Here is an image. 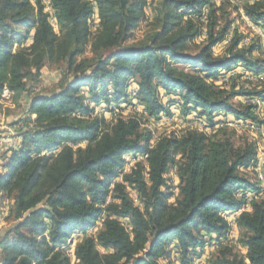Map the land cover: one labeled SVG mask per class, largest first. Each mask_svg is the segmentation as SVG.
Instances as JSON below:
<instances>
[{
  "label": "trees",
  "instance_id": "1",
  "mask_svg": "<svg viewBox=\"0 0 264 264\" xmlns=\"http://www.w3.org/2000/svg\"><path fill=\"white\" fill-rule=\"evenodd\" d=\"M241 1L243 15L264 33V0ZM50 4L55 25L42 0H0V95L6 87L13 101L26 103L12 124L19 144L1 154L0 193L12 204L0 231V264H161L173 254L177 264H196L213 243L205 264H264V199L227 218L261 189L242 171L254 165L256 144L236 145L234 128L216 127L220 116L260 121L242 100L264 90L236 86L240 74L229 78L230 89L216 84L236 68L264 73L260 40L243 46L232 29L239 5L152 0V28L129 42L146 0ZM88 45L93 56L79 58ZM48 62L64 65L56 91L29 98ZM101 104L120 112L107 120L95 112ZM122 104L133 108L126 116ZM174 106L211 132L187 129L153 140L142 117H168ZM136 156L144 158L125 171ZM171 168L176 194L167 184ZM233 226L245 254L227 242ZM80 234L72 263L64 248Z\"/></svg>",
  "mask_w": 264,
  "mask_h": 264
},
{
  "label": "rangeland",
  "instance_id": "2",
  "mask_svg": "<svg viewBox=\"0 0 264 264\" xmlns=\"http://www.w3.org/2000/svg\"><path fill=\"white\" fill-rule=\"evenodd\" d=\"M31 1L33 2V0H31ZM146 1H147V6L145 8V17L140 21L138 28L134 32L133 38L129 42L142 39L146 35V33L152 28V26L149 23L152 19V13H151L152 0H146ZM220 1L221 0H216V3L219 4ZM230 1L234 4H238L240 7V10L237 13H234L232 15L235 18L234 26L232 27V29L235 27L237 29L238 33L243 35L241 45L244 46V45H246L252 41L259 39L263 45V50H264V33L261 31V28L255 26L254 24L249 22L248 19L243 15V12L241 10V5H242L241 0H230ZM42 2L45 6V9H47V0H42ZM48 2L50 3V0H48ZM49 5H50L49 6V8H50L51 4H49ZM50 17L51 16L49 14V21L51 22V24L55 25L56 22H54ZM97 22H98V20H97L96 16H95V18L93 16L91 18V21H90L92 28L96 27ZM29 26H31V25H28L26 27H20L21 32L23 33L26 28H30ZM228 37H231V33L229 34ZM228 37H227V39H228ZM226 43H227V40L224 41L223 43L218 44L214 48V53L217 55L222 54V52L226 48ZM16 47L17 46L14 45V49ZM256 55H258V54L256 53ZM92 56H93V54L90 50V46L88 45L85 49V52L79 58H91ZM261 56L264 57V54ZM241 70H242L241 68H236L235 70H232L229 72H236V71L240 72ZM63 71H64V65L62 63H54V62L46 63L41 70V75H40L38 83L36 84V88H35V90H32L30 92L29 98L35 94H50V93L56 91L57 86L59 85V82L62 79ZM225 74H226V72H224L223 74H221L219 76V78H222V82L221 83L216 82V84L220 85V84L226 83L225 84L226 89H230L232 86V84H231L232 82L229 81V78H231L233 76L235 77L238 74H240L241 76L236 77L234 80L236 82V86H243L246 88H255L256 90H264V74L263 73L258 76V80H254V75H252L248 72L229 74L227 76H225ZM70 76H71V73L67 77H70ZM246 80L252 81V83L247 82ZM252 97L254 99L257 97L264 99V94L262 96H252ZM252 97H248V100L251 99ZM234 101L239 102V101H241V98L236 97L234 99ZM242 102L247 103V104H251L249 101H248L249 103L244 101V100H242ZM0 104H1L0 105V115L1 116L3 115L5 117L8 115H12L13 118H15V116H20V113L22 111H24L25 106H26L25 100H20L18 102V101H13V98H11L10 102H0ZM12 105H13V107H11ZM121 106L124 108L122 110V113L124 116H126L127 114H129L133 110V108L131 106H125V104H122ZM110 108L113 109V108H115V106L113 105ZM135 108H136V111H138V112H141V110H142V108L139 106H136ZM118 109H115L114 112L111 113V112L107 111L105 105L101 104L100 106L95 108V112L103 113L107 120H111L115 114L120 112V110H118ZM172 113L173 114L168 116V117L159 119V121L160 120L164 121V122H160V123L158 120H155L153 118L148 119L145 116L142 117V122H143L142 126L144 128H147V129L152 131L153 140L157 139L160 136L169 135L172 132H178V131L183 132L187 129L204 131V132H209V133L211 132L206 127V124L204 123V121L201 119H197L196 117H189L188 123H183L180 118L173 117L174 115H178V113H179V111L176 109L175 106L172 109ZM216 120H217V122L218 121L221 122V123L219 122L216 125V127L227 126V125H223L224 123H222V122H224V119L222 116H220ZM229 120L232 121V119H229ZM228 127L234 128L236 130V132L233 136V140H234V143L236 145H239L244 140H252L255 144H257L258 142L259 143L261 142V145H264V137L259 136V134L256 133L255 131H251L250 129H246V128L244 129V128H241L239 126H228ZM256 151H257V146H256ZM141 159H143V158L140 156L131 157L128 161L126 168H125V171H127L128 168H130V166L133 165L136 161L141 160ZM242 171H244V174L246 175V177L249 178L250 181H252V182L258 181L261 189L258 192H255V193L249 195L246 199V203L243 205V207L241 209H239L235 213L227 216L228 220H230V221H232L234 219V217L236 215H238L241 211L249 210L251 200L264 199V181H261L259 179L260 175L264 176L263 169L257 170L255 165H253L252 167L248 168L247 170L242 169ZM166 178H167V184H170L172 186V190L176 194L177 189L175 187L178 184V178L175 175V169L174 168H171L169 170V172L166 174ZM247 200H250L248 202V207L246 206ZM172 201H173V198L170 199V202H172ZM4 212H5L4 216L6 217L8 210H4ZM100 227L101 226L99 223L97 226L89 229L86 232V235L94 236L96 234V231ZM240 236H241L240 231L235 226H233L231 228L227 242L231 246L234 247L235 252H238L239 254H245V249L238 243V238H240ZM81 239H82V234L73 236V238L70 240L68 246H66L64 248L65 252H67L70 255L72 263L75 262L74 256H73L74 247ZM211 245H208L203 250L202 255L210 257L212 254H214L216 248L212 247ZM99 250H101V249L99 248ZM171 256L173 259L175 258V254H173ZM172 258H170L168 260L167 259L161 260L160 263L161 264H177L176 262L173 261Z\"/></svg>",
  "mask_w": 264,
  "mask_h": 264
},
{
  "label": "bare ground",
  "instance_id": "3",
  "mask_svg": "<svg viewBox=\"0 0 264 264\" xmlns=\"http://www.w3.org/2000/svg\"><path fill=\"white\" fill-rule=\"evenodd\" d=\"M49 9H50V13H51L50 14V16H51L50 18L55 22V13H54V10L51 7ZM3 92H4V89H3V91L1 92V95H0V102H10L13 93L10 91L9 98H8V97H2V93ZM248 101L251 103V105H254L255 106L254 107L255 108V111H256L257 115L259 116V120H260L259 122H264V114H262V108H263L264 99H262L260 97H257V98L254 99L252 97ZM222 123H224L223 125H227V126H239L241 128H244V129L245 128L246 129H250L251 131H255L256 133H258L259 136L264 137V127H262L260 124H252V125H249V124L244 123V122H238L237 123V122H234L233 120L231 122H222ZM256 146H257V152H256L255 162L253 164L255 165V167H256L257 170H260V169L262 170L263 169V164H264V145H261V142L260 143L258 142L256 144ZM140 157H142V156H140ZM142 158H144V156ZM257 164H258V167H257ZM259 179L261 181H264L263 180L264 179V176L260 175ZM246 206H247V204H246Z\"/></svg>",
  "mask_w": 264,
  "mask_h": 264
},
{
  "label": "built area",
  "instance_id": "4",
  "mask_svg": "<svg viewBox=\"0 0 264 264\" xmlns=\"http://www.w3.org/2000/svg\"><path fill=\"white\" fill-rule=\"evenodd\" d=\"M45 11L48 12L49 14H51L50 13V9H49L48 0H47V9H45ZM94 18H95V16H94ZM229 40H230V37H228L227 42ZM240 72H245V71L241 70ZM240 72H237V71L236 72H226L225 76H227L229 74L240 73ZM254 80H258V76L254 75ZM216 82H220L221 83L222 82V78H218V81H216ZM9 94H10V91L5 87L4 88V92L2 93V97H8L9 98ZM244 101L248 102V98L244 99ZM262 114H264V103H263V108H262ZM173 117L180 118L183 123H188L189 122V117L182 118V117H180L178 115H174ZM160 122H164V121L160 120L159 123ZM224 122H231V121L229 119H224ZM247 124L252 125V124H255V123H247ZM258 124H260L262 127H264V122H259ZM16 129H17L16 125L0 128V152H3L4 150L5 151H9V150H12V149H16V146L18 145V143L20 141V138H18V135H16ZM2 131H6L8 133V137H4L2 135V133H1ZM257 167H258V164H257ZM249 201L250 200H247V207H248V202ZM229 234H230V232H229ZM229 234H228V236H229ZM205 238H207V236H205ZM211 246L216 248L217 244L213 243ZM208 257L209 256L202 255V257L199 258L196 261V264H205L206 260L208 259Z\"/></svg>",
  "mask_w": 264,
  "mask_h": 264
},
{
  "label": "crops",
  "instance_id": "5",
  "mask_svg": "<svg viewBox=\"0 0 264 264\" xmlns=\"http://www.w3.org/2000/svg\"><path fill=\"white\" fill-rule=\"evenodd\" d=\"M13 107V105L11 106ZM19 116H15V118H13L12 115H8V116H1L0 115V128L3 127H9V126H13L12 124L15 122L16 119H18ZM2 135L4 137H8V133L6 131H2L1 132ZM19 138V137H18ZM19 144V143H18ZM18 146V145H17ZM5 150L3 152H0V173L3 172V167H2V160H1V154L4 153ZM12 204V200L2 196V194L0 193V231L7 226V222L4 219L5 218V212L4 210H8L9 207ZM3 215V216H2ZM1 233V232H0Z\"/></svg>",
  "mask_w": 264,
  "mask_h": 264
}]
</instances>
